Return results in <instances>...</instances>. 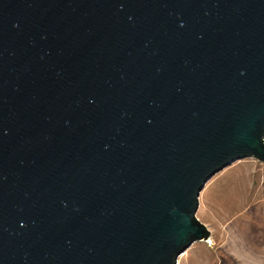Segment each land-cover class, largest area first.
I'll return each instance as SVG.
<instances>
[{
    "label": "water",
    "instance_id": "1",
    "mask_svg": "<svg viewBox=\"0 0 264 264\" xmlns=\"http://www.w3.org/2000/svg\"><path fill=\"white\" fill-rule=\"evenodd\" d=\"M244 158L264 0H0V264H176Z\"/></svg>",
    "mask_w": 264,
    "mask_h": 264
},
{
    "label": "rangeland",
    "instance_id": "2",
    "mask_svg": "<svg viewBox=\"0 0 264 264\" xmlns=\"http://www.w3.org/2000/svg\"><path fill=\"white\" fill-rule=\"evenodd\" d=\"M196 217L210 230L176 264H264V163L237 160L200 190Z\"/></svg>",
    "mask_w": 264,
    "mask_h": 264
}]
</instances>
